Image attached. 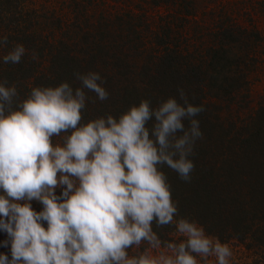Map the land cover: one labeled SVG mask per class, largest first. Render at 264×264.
<instances>
[{
    "label": "clouds",
    "instance_id": "obj_1",
    "mask_svg": "<svg viewBox=\"0 0 264 264\" xmlns=\"http://www.w3.org/2000/svg\"><path fill=\"white\" fill-rule=\"evenodd\" d=\"M7 43L0 37V47ZM25 54L16 44L3 62L19 64ZM74 76L79 87H34L22 101L15 85L0 81V231L11 246V259L0 254V264H232L229 244L179 216L161 170L191 182L189 157L204 139L195 117L206 107L178 89L183 103L168 97L154 107L142 99L118 118L82 123L85 90L101 102L109 92L97 72ZM153 225L172 227L175 239L162 240Z\"/></svg>",
    "mask_w": 264,
    "mask_h": 264
},
{
    "label": "trees",
    "instance_id": "obj_2",
    "mask_svg": "<svg viewBox=\"0 0 264 264\" xmlns=\"http://www.w3.org/2000/svg\"><path fill=\"white\" fill-rule=\"evenodd\" d=\"M148 1L159 5L169 0ZM22 17V7L16 0H0V37L8 40L0 47V81L16 86L18 101L34 87H56L62 82L79 87L74 73L91 71L106 80L103 86L109 98L101 102L85 90L90 99L86 101L82 123L109 114L118 118L142 99H150L154 107L168 97L183 103L178 89L185 91L190 103L203 104L207 110L195 119L200 122L204 139L196 142L195 155L189 157L195 165L191 182L182 181L166 165L161 169L178 202L179 216L195 220L222 243L234 241L264 251V103L240 124L224 122L218 104L230 102L245 89V72L239 64L244 66L248 56L242 58L228 51L227 56L223 47H207L204 55H199L203 59L194 61L175 47L154 53L138 68L127 61L126 47L121 44L114 45V50L85 40L81 43L84 47L76 52L62 41L55 47L43 41L46 47H40L31 31L33 25L23 27ZM127 38L122 36L121 43H126ZM16 44L25 47V56L19 64H5L3 56ZM128 47L135 49L131 42ZM33 51L38 55L35 61L31 59ZM43 61L47 66L42 72ZM231 62L235 64L233 68L229 67ZM183 123L185 128L189 126L188 120ZM153 229L162 240H173L172 227L157 229L153 225Z\"/></svg>",
    "mask_w": 264,
    "mask_h": 264
},
{
    "label": "rangeland",
    "instance_id": "obj_3",
    "mask_svg": "<svg viewBox=\"0 0 264 264\" xmlns=\"http://www.w3.org/2000/svg\"><path fill=\"white\" fill-rule=\"evenodd\" d=\"M22 7V26L33 25L37 44L54 46L67 43L71 51L89 43L102 47L121 44L130 64L141 67L154 53L178 47L189 58L203 59L207 47H223L232 55L248 56L243 67L245 89L230 100L218 102L224 122L240 124L264 103V0H169L154 5L148 0H16ZM167 34L164 35V32ZM128 35L126 43L120 38ZM120 37V38H117ZM46 44H42V42ZM128 42L135 49L128 47ZM114 50L115 47H114ZM241 63V62H239ZM231 62L229 67H234ZM42 62V72L46 69ZM209 101L213 102L212 98ZM2 194V193H0ZM60 189H57V195ZM33 210L43 206L31 201ZM47 227L46 223L43 225ZM171 237L175 239L172 234ZM7 234L0 231V254L11 259ZM233 251L232 264H264V251L245 244L227 242ZM130 249V255L143 251ZM209 264H212L210 259Z\"/></svg>",
    "mask_w": 264,
    "mask_h": 264
}]
</instances>
